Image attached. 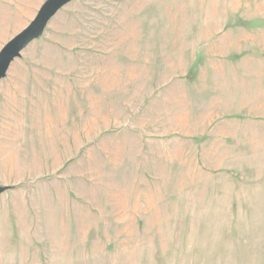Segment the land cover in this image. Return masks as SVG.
<instances>
[{
	"label": "rangeland",
	"instance_id": "rangeland-1",
	"mask_svg": "<svg viewBox=\"0 0 264 264\" xmlns=\"http://www.w3.org/2000/svg\"><path fill=\"white\" fill-rule=\"evenodd\" d=\"M0 189V264H264V0L68 2L0 81Z\"/></svg>",
	"mask_w": 264,
	"mask_h": 264
},
{
	"label": "water",
	"instance_id": "water-1",
	"mask_svg": "<svg viewBox=\"0 0 264 264\" xmlns=\"http://www.w3.org/2000/svg\"><path fill=\"white\" fill-rule=\"evenodd\" d=\"M70 1L48 0L41 6L32 22L0 49V81L6 77L12 62L20 56L29 44L42 35L48 22Z\"/></svg>",
	"mask_w": 264,
	"mask_h": 264
}]
</instances>
